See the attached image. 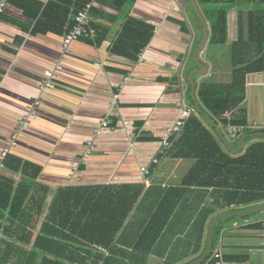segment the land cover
Segmentation results:
<instances>
[{
	"label": "crops",
	"instance_id": "crops-1",
	"mask_svg": "<svg viewBox=\"0 0 264 264\" xmlns=\"http://www.w3.org/2000/svg\"><path fill=\"white\" fill-rule=\"evenodd\" d=\"M49 1L9 0L0 16V153L17 131L22 116L34 103L37 107L36 118L28 129L19 131L0 170V179H11L15 186L24 182L30 187L24 202L27 214L5 211L0 215V223H6L0 226V253L8 250L6 241H15L31 251L59 188L85 189L81 193L88 196L95 186L130 185L141 192L126 218L120 244L121 255L130 258L125 260L128 264H142V253L133 246L149 218L157 213L160 220L172 207L162 238L147 254L144 264L196 263L206 253L210 237L213 255L219 251L221 257L264 264V202L227 204L223 193L229 187L216 186L224 168L216 156L208 158L206 151L202 153L201 137L188 141L185 136L184 154L177 155L180 150L176 148L160 153L166 128L178 117L179 100L191 110L190 115L200 119L229 157L239 156L248 146L250 137L238 149L243 135L264 132L248 128L238 138H230L222 122L239 115L245 125L264 121V70L246 75L244 99L221 116L214 110L224 102L206 103L196 96L202 82H230L238 13L253 8L264 10V0H230L235 4L227 15V41L223 44L209 42L210 24L206 20L209 36L199 60L208 69L193 77L200 111L192 100L187 79L198 68L193 53L202 38L190 0H135L121 9L112 6V0L97 2L89 24H97L100 33L96 31L94 39L72 41L66 49L62 43L64 32L38 30L64 14L52 7L44 16L45 24L39 20ZM67 7V19L71 20L73 7ZM207 7L198 5L202 14ZM128 16L153 26L152 38L134 56L133 52L123 55L113 50ZM47 71L52 73L53 87L42 86ZM113 99L116 102L112 104ZM106 118L110 126L94 133ZM88 140L92 146L86 153ZM12 157L37 167L36 178H30L31 169L23 174L22 165L13 170ZM12 221L29 225L18 231L13 224L15 235L8 230ZM214 233L217 240L213 247ZM25 235H31L30 243L17 241Z\"/></svg>",
	"mask_w": 264,
	"mask_h": 264
},
{
	"label": "trees",
	"instance_id": "trees-1",
	"mask_svg": "<svg viewBox=\"0 0 264 264\" xmlns=\"http://www.w3.org/2000/svg\"><path fill=\"white\" fill-rule=\"evenodd\" d=\"M134 1L112 0L111 5L116 9H121L123 5H129ZM89 2L91 0H50L43 8L39 20L44 23V16L46 17L52 7H55L56 10L61 9L64 14L61 18L47 24L44 23V27L38 28V30L66 33L74 21V16L71 20L67 19L70 13V8L67 6H72L76 15ZM97 2L102 3L103 0H97ZM195 2L197 6L208 5L203 14L210 24L209 42L225 43L227 41V15L235 2L230 0H195ZM94 11L92 5L90 12ZM238 17V39L232 47L234 69L230 82L225 84L202 82L196 90V96L203 102L225 103L224 106L214 110L215 114L219 116L231 105L238 104L244 99L246 75L250 72L264 70V10L253 8L244 13L239 11ZM198 22L201 28L199 19ZM90 25L96 29L98 34L100 33L101 29L97 24L91 21ZM152 36V25L128 16L115 40L113 50L123 55L133 52L132 56H134L150 41ZM238 51H242V55H238ZM190 102L192 103V101ZM239 116L224 118L222 122L224 125L228 123L245 125L244 118ZM182 129L178 138L176 136L170 138L171 145L168 150L176 148L180 150L177 155L184 154L182 150L185 151V149L182 145L187 143V140L198 141L201 137L202 153L206 151L208 158L216 156L221 168H224L216 186L229 187L225 188L223 193L228 205L234 202H264V136L248 138L249 144L244 152L239 156L229 157L220 150L219 145L197 116L191 114ZM185 136H188L187 140ZM11 161L10 164L15 165L12 166L13 170H18L22 165L23 174L31 169L30 178L34 180L38 175L39 170L34 165L22 162L17 157H12ZM8 163L9 161L6 159L5 164ZM13 183L14 181L11 179L2 177L0 179V206H2L0 215H4L5 211L27 214V206L24 202L30 187L24 182L17 186ZM134 189L135 187L130 185L95 186L89 189L87 196L81 193L85 189L59 188L49 205L41 233L35 237L31 251H25L21 245H16L15 241H6L8 250L0 253V264H4L5 261H10L9 264H128L125 260L128 261L130 258L121 255L123 249L120 244L123 239L122 233L126 218L141 192L140 188ZM76 191H80L79 195L74 196ZM8 204L10 205L8 206ZM173 208H170L166 216L160 220L157 218L159 217L157 213L153 217L151 216L133 246L134 250L142 253V264H144L147 254L152 252L159 242V238H162V232L168 224L167 220ZM3 224L0 223V226ZM13 224L18 227V231L24 230L29 225L22 221H12L9 225L7 224L8 230L15 235L16 230ZM4 226L7 229V226ZM25 236L26 238L22 237L17 241H22L25 244L30 243L31 235ZM216 240L214 233L213 247ZM94 245L104 247L107 254L97 250ZM160 257H163L162 253ZM137 259L140 260V257L138 256ZM217 260L218 258H215L212 252L200 264H214ZM222 260L224 264L243 262V260H233L225 256L222 257ZM164 264L169 263L165 261Z\"/></svg>",
	"mask_w": 264,
	"mask_h": 264
},
{
	"label": "built area",
	"instance_id": "built-area-1",
	"mask_svg": "<svg viewBox=\"0 0 264 264\" xmlns=\"http://www.w3.org/2000/svg\"><path fill=\"white\" fill-rule=\"evenodd\" d=\"M9 0H0V16L5 11ZM97 2V0H91V2L87 3L81 10L77 12L76 15H74V21L73 25L68 31L63 35V47L66 49L69 47L72 41H75L80 38H90L94 39L96 37V30L92 28L89 24L90 19V8L92 5H94ZM142 55V54H141ZM140 55V56H141ZM48 78L45 79L42 82L43 87H53V82L51 81L50 77L52 75L51 72H46ZM118 95H115L114 97L117 98ZM116 102V99H113L112 104ZM178 107V117L176 121L168 126L165 131V136L162 140V147L160 149V153L164 154L166 149L170 147V138L174 135H178L185 123V119L190 115L191 110L186 108L185 104L182 100H179L177 102ZM37 115V107L34 103L31 109L22 116L17 131H15L9 138H8V145L4 147L0 153V170L4 168V161L7 155L10 153L13 146L16 144V140L18 137V133L20 130H26L30 127V123L36 118ZM225 117L229 118L230 113L226 112ZM110 126V121L106 118L103 119L100 123V125L96 126L94 128V133L99 134L101 133L102 129L107 128ZM253 129V130H263L264 131V121L253 123L252 125H238V124H226L225 129L227 134L230 138H238L246 129ZM92 141H87V148L86 153H89L91 150ZM158 160L156 158L153 159V162H157ZM146 173L147 170H144ZM95 248L99 251H102L103 253L107 254V250L102 247L101 245H96ZM215 258H218V260L214 264H224V261L222 260L221 253L219 251L215 252L214 254ZM228 264H250L248 262H231Z\"/></svg>",
	"mask_w": 264,
	"mask_h": 264
},
{
	"label": "water",
	"instance_id": "water-1",
	"mask_svg": "<svg viewBox=\"0 0 264 264\" xmlns=\"http://www.w3.org/2000/svg\"><path fill=\"white\" fill-rule=\"evenodd\" d=\"M191 2V6L193 7L194 9V12L195 14L197 15L200 23H201V30H202V38L199 42V45L196 49V51L193 53V58H194V61L196 62V65L198 66V68L192 70L187 79L191 85V96H192V100L195 104V107L198 111H200V107L199 105L196 103V100H195V87H196V84H195V81H194V75L195 74H205L207 72V69L208 67L199 60V54L201 53V51L203 50L204 46H205V43L208 39V36H209V30H208V25H207V21L206 19L204 18V16L202 15V13L200 12L198 6L196 5L195 1L194 0H190ZM254 136H264V132H254V133H249V134H246V135H243L242 138H241V141H240V146H239V150L243 147L244 145V141L247 137H254ZM212 250V237H210V243H209V246H208V249L206 251V253L196 262V263H193V264H199L201 262H203L206 257L210 254Z\"/></svg>",
	"mask_w": 264,
	"mask_h": 264
},
{
	"label": "rangeland",
	"instance_id": "rangeland-1",
	"mask_svg": "<svg viewBox=\"0 0 264 264\" xmlns=\"http://www.w3.org/2000/svg\"><path fill=\"white\" fill-rule=\"evenodd\" d=\"M219 49H221V48H219ZM221 52L223 53V54H228L229 53V51H227V53L224 51V50H221ZM220 52V53H221ZM223 57V56H222ZM224 58V57H223ZM214 78V77H213ZM213 78H210V80H213ZM224 81H227V80H224Z\"/></svg>",
	"mask_w": 264,
	"mask_h": 264
}]
</instances>
